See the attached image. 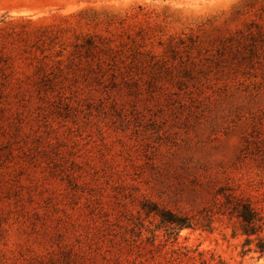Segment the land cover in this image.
Segmentation results:
<instances>
[{
    "label": "rangeland",
    "instance_id": "obj_1",
    "mask_svg": "<svg viewBox=\"0 0 264 264\" xmlns=\"http://www.w3.org/2000/svg\"><path fill=\"white\" fill-rule=\"evenodd\" d=\"M264 0H0V264H264Z\"/></svg>",
    "mask_w": 264,
    "mask_h": 264
},
{
    "label": "trees",
    "instance_id": "obj_2",
    "mask_svg": "<svg viewBox=\"0 0 264 264\" xmlns=\"http://www.w3.org/2000/svg\"><path fill=\"white\" fill-rule=\"evenodd\" d=\"M260 203L253 197L242 198L232 188L220 189L214 197L213 205L205 209L199 217L181 216L173 212H163L155 207L143 206L149 214H159L175 235L184 230L202 229L211 232L212 225L219 220H228L232 224V238L239 240L240 255H256L264 259V212L257 207ZM220 264H223L222 262Z\"/></svg>",
    "mask_w": 264,
    "mask_h": 264
}]
</instances>
